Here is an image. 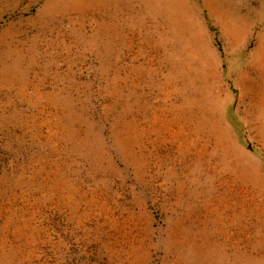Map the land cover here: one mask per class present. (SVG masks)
<instances>
[{
    "label": "rangeland",
    "instance_id": "obj_1",
    "mask_svg": "<svg viewBox=\"0 0 264 264\" xmlns=\"http://www.w3.org/2000/svg\"><path fill=\"white\" fill-rule=\"evenodd\" d=\"M249 2L0 0V264H264Z\"/></svg>",
    "mask_w": 264,
    "mask_h": 264
},
{
    "label": "crops",
    "instance_id": "obj_2",
    "mask_svg": "<svg viewBox=\"0 0 264 264\" xmlns=\"http://www.w3.org/2000/svg\"><path fill=\"white\" fill-rule=\"evenodd\" d=\"M209 2L210 4H215L213 6L216 12L218 13L220 17H223V18L227 17L226 14L232 9L233 4L236 6V9L240 13V16L246 17L247 21H249L248 19L254 18L253 17L255 15L254 12H256L255 11L256 7L253 5V2L250 3L249 0H209ZM252 24H253V20L250 21L249 25L252 26ZM263 32H264V28H263ZM249 34H250V31L249 32L245 31L243 35L244 38L243 39L236 38L235 40L236 43L240 44V41H243L245 39V36L246 37L248 36L249 38L258 37V34L256 33L250 34V35ZM263 38H264V33H263ZM263 49H264V41H263Z\"/></svg>",
    "mask_w": 264,
    "mask_h": 264
}]
</instances>
